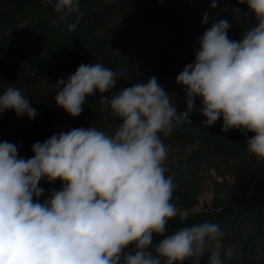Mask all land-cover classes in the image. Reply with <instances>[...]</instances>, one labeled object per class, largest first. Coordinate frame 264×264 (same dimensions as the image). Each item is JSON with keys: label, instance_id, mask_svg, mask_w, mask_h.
Here are the masks:
<instances>
[{"label": "clouds", "instance_id": "9594fccd", "mask_svg": "<svg viewBox=\"0 0 264 264\" xmlns=\"http://www.w3.org/2000/svg\"><path fill=\"white\" fill-rule=\"evenodd\" d=\"M238 3L248 10L235 9L237 19L251 13L256 23L232 40L229 23L214 20L198 38L195 61L176 76L186 89V111H177L174 96L155 76L113 92L119 80L114 70L81 64L54 84L55 104L76 118L98 93L100 111L119 120L114 131L95 125L61 131L35 142L29 159L19 156L17 145L0 142V264H200L213 243L220 245L219 224L196 222L168 232L179 209L161 134L192 124L199 97L205 127L222 117L221 132L253 133L246 152L264 161V0ZM53 8L66 21L79 11L78 0H55ZM7 110L30 121L37 115L11 85L0 94V114ZM42 179L62 187L41 203ZM225 255L230 260L232 249ZM208 264L224 260L213 252Z\"/></svg>", "mask_w": 264, "mask_h": 264}, {"label": "trees", "instance_id": "16d2710c", "mask_svg": "<svg viewBox=\"0 0 264 264\" xmlns=\"http://www.w3.org/2000/svg\"><path fill=\"white\" fill-rule=\"evenodd\" d=\"M55 0H0V94L9 85L18 87L36 110L34 120L18 117L13 110L0 114V142L17 145L19 156L29 159L32 145L44 142L53 134L81 128L92 122L114 131L119 120L100 111V95L86 99L83 112L70 117L55 104L54 84L74 74L81 64L102 63L114 70L118 91L133 83L147 82L155 76L167 90L181 66L195 60L198 38L215 20H226L232 40L254 25L251 13L234 15L235 9L247 12L238 0H78L79 11L63 21L54 11ZM207 13L208 22L204 23ZM79 22L74 31L68 23ZM175 99L177 111H186V89ZM201 102L195 99L192 124L185 123L164 137L169 148L166 166L174 174L176 188L173 203L179 213L168 223L171 233L196 222L219 224L224 233L220 245L209 249L218 253L224 264H264V161L249 156L246 139L238 130L221 132L222 117L210 127L200 113ZM173 150V151H172ZM231 161L237 168L236 181L224 192L215 190L211 208L193 212L199 194L198 172L206 163L219 169L220 161ZM42 203L61 181L42 179ZM157 240L160 237H156ZM231 248L229 260L225 252ZM191 264V262H188Z\"/></svg>", "mask_w": 264, "mask_h": 264}, {"label": "rangeland", "instance_id": "374dc122", "mask_svg": "<svg viewBox=\"0 0 264 264\" xmlns=\"http://www.w3.org/2000/svg\"><path fill=\"white\" fill-rule=\"evenodd\" d=\"M256 23V20L254 24ZM241 37H237L236 40H239ZM195 61V60H194ZM194 61L185 62L181 68L178 70L175 75L170 87L166 90L174 96V99H180V90L184 88L183 85L176 83V76L184 69V67L193 63ZM200 101V98H196ZM95 125L92 122H86L82 125L83 128L90 127ZM96 126V125H95ZM173 151V150H172ZM237 168L231 161H220L219 169H213L208 164H202L198 172V182H199V194L197 201L191 211L198 212L199 210H205L211 208L212 201L214 199L215 190H220L222 192L232 183L236 181ZM182 215L185 214V211H181ZM216 245L213 243L210 249L214 250Z\"/></svg>", "mask_w": 264, "mask_h": 264}]
</instances>
